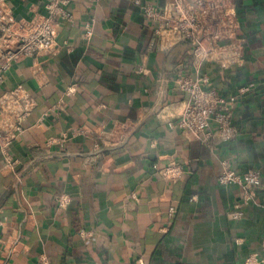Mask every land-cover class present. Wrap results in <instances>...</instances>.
Listing matches in <instances>:
<instances>
[{
    "label": "crops",
    "instance_id": "obj_1",
    "mask_svg": "<svg viewBox=\"0 0 264 264\" xmlns=\"http://www.w3.org/2000/svg\"><path fill=\"white\" fill-rule=\"evenodd\" d=\"M7 1L28 20L55 0ZM69 1L61 52L13 64L0 87L34 101L0 141V264L249 262L264 235V0H235L243 60L231 67L197 62L188 42L160 47L165 20L144 9L170 0ZM202 77L236 98L232 142L170 126L182 85ZM226 159L260 172L252 200L219 182Z\"/></svg>",
    "mask_w": 264,
    "mask_h": 264
},
{
    "label": "built area",
    "instance_id": "obj_2",
    "mask_svg": "<svg viewBox=\"0 0 264 264\" xmlns=\"http://www.w3.org/2000/svg\"><path fill=\"white\" fill-rule=\"evenodd\" d=\"M69 3V0L52 1L46 6V14L36 13L26 20L17 19L8 1L0 0V87L13 64L30 58L56 56L61 52L63 46L58 42V36L62 21L71 16L66 9ZM144 11L150 19L165 20L157 31L160 47L188 42L194 48L197 62L223 67L237 65L243 60V44L236 40L239 20L235 0H170L163 8L150 5ZM86 35H92L91 25H87ZM208 83L209 79L202 77L182 85L190 95L189 101L184 112L170 126L178 128L186 138L212 147L217 140L232 142L236 139L232 108L236 98L220 96L206 88ZM33 107L32 97L22 87L0 96V141L3 144L8 145L10 138L2 136V132L11 123L19 126L21 118ZM221 165L219 182L239 187L245 193L244 199L252 200L262 187L260 172L239 173L230 159L223 160ZM173 168L168 167L164 175H173ZM232 216L237 220L243 218L241 205ZM253 261L257 260H249L250 263Z\"/></svg>",
    "mask_w": 264,
    "mask_h": 264
},
{
    "label": "rangeland",
    "instance_id": "obj_3",
    "mask_svg": "<svg viewBox=\"0 0 264 264\" xmlns=\"http://www.w3.org/2000/svg\"><path fill=\"white\" fill-rule=\"evenodd\" d=\"M257 260V261H253V262H247L248 264H264V235L262 238V244H261V248L255 252H253L252 254L247 256V260ZM245 263V264H247Z\"/></svg>",
    "mask_w": 264,
    "mask_h": 264
}]
</instances>
